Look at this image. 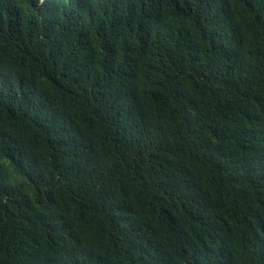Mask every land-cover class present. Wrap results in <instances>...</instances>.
Masks as SVG:
<instances>
[{
  "label": "trees",
  "instance_id": "16d2710c",
  "mask_svg": "<svg viewBox=\"0 0 264 264\" xmlns=\"http://www.w3.org/2000/svg\"><path fill=\"white\" fill-rule=\"evenodd\" d=\"M0 264H264V0H0Z\"/></svg>",
  "mask_w": 264,
  "mask_h": 264
}]
</instances>
